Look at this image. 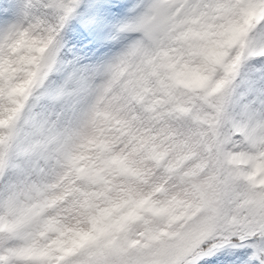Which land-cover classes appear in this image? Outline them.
Wrapping results in <instances>:
<instances>
[{
    "label": "snow or ice",
    "instance_id": "obj_1",
    "mask_svg": "<svg viewBox=\"0 0 264 264\" xmlns=\"http://www.w3.org/2000/svg\"><path fill=\"white\" fill-rule=\"evenodd\" d=\"M0 264H264V0H0Z\"/></svg>",
    "mask_w": 264,
    "mask_h": 264
}]
</instances>
